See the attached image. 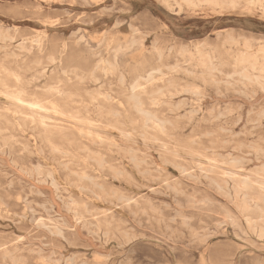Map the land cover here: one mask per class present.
<instances>
[{
    "label": "rangeland",
    "instance_id": "1",
    "mask_svg": "<svg viewBox=\"0 0 264 264\" xmlns=\"http://www.w3.org/2000/svg\"><path fill=\"white\" fill-rule=\"evenodd\" d=\"M245 41L262 61L264 0H0L10 89L53 87L92 121L50 143L0 84V264H264V79L243 75ZM136 82L162 131L128 102Z\"/></svg>",
    "mask_w": 264,
    "mask_h": 264
},
{
    "label": "bare ground",
    "instance_id": "2",
    "mask_svg": "<svg viewBox=\"0 0 264 264\" xmlns=\"http://www.w3.org/2000/svg\"><path fill=\"white\" fill-rule=\"evenodd\" d=\"M184 1L187 2L188 4H192V5H197L201 1H206V2L212 3L215 6H220L221 8L225 9L228 7H232L234 4L237 3L238 0H184ZM247 1L248 2H254L255 0H247ZM226 41L231 43V44H234L236 46H238V44H239L238 38L233 37L232 35L227 36ZM244 47H245L246 51L240 57H238V59H236L237 61L240 62V66L244 70L243 75L246 76L251 81L256 80V81H259V83H261V81L264 79V57H263L262 61H259L258 58H256L255 56H253V54H251L250 49H251L252 45L250 44L249 41H245ZM215 58H216V56H213L209 52L199 51V59L198 60H200L199 65L203 68L202 72L204 73L203 74L204 78H206L207 76H212L214 74V71L219 70L216 67V64L212 62ZM158 70L160 71V69H158ZM255 72L258 73L256 76H255ZM140 77H143V76H140ZM0 84L4 86L5 92L9 97H11L17 103H20L21 106L29 109L28 113L30 114L31 121L37 123L38 127L40 128L42 133L45 135L44 139L47 140L48 142L54 143L52 138L55 135V132H57L58 135L65 136V137L68 136L67 132H71V134H73L76 131V132H79L80 135H83L84 133H86L88 135L90 133V129L85 131V129L82 128V125L84 123L92 124L91 123L92 121H91V119H89L88 116H86V118L82 117L83 114H80V112H81L80 109L76 108V106L73 103V100H75L74 98H72V100H71V98H67L65 104L63 105V103L61 104V99L58 98V95H56V93H53L54 88L49 87L48 88L49 94L52 96V98H50V100H48L47 102H43L42 100H39V99H27L26 94L23 91V88H20L21 90H16V91L11 90L10 86L7 85L6 79L1 77V75H0ZM131 89H132V92H131L130 96H128V102L130 103V105L135 109V111L138 114H140L141 116H146L145 121H144V126L146 127V126H149L150 124H153V126H159L161 131H162L164 128H163V125L159 122V118L156 116L155 113H152L150 110L147 109V105H146V102L144 99V95L148 94L149 91L140 82L133 83L131 85ZM150 93H151V97H150L151 103L157 104V101L160 99L161 95H163L165 93H172V90H170V86H167L165 88L159 86L156 89H153ZM4 96H5V94H4ZM95 98H96L95 96H92V99H95ZM99 107H101V105ZM49 112H55V113H61V114L68 115L71 119H73V122L76 125H73L70 127L68 126L65 129L63 124L51 123L49 121L50 120V117L48 116L49 114H47ZM86 112H89L88 106H86ZM107 113L113 114V115L117 114V112L114 109L107 112ZM80 121H82L83 123H79V125H81V126H77L78 122H80ZM242 183H244V182H242ZM175 203H177V202H175ZM45 226H47V225H45ZM129 260H130V258H129ZM131 260H133V259H131ZM39 261L40 260H38V262ZM128 261H127V263H129ZM256 264H257V262H256Z\"/></svg>",
    "mask_w": 264,
    "mask_h": 264
}]
</instances>
